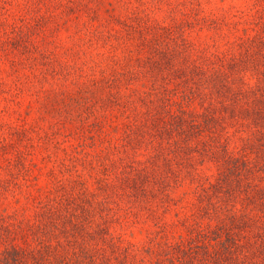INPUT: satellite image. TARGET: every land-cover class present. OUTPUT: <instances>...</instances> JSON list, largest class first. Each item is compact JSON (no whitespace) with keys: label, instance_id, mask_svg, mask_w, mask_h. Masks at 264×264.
<instances>
[{"label":"trees","instance_id":"16d2710c","mask_svg":"<svg viewBox=\"0 0 264 264\" xmlns=\"http://www.w3.org/2000/svg\"><path fill=\"white\" fill-rule=\"evenodd\" d=\"M191 66L175 93L153 77L114 156L76 143L30 214L0 212V264H264V69L226 50Z\"/></svg>","mask_w":264,"mask_h":264},{"label":"rangeland","instance_id":"374dc122","mask_svg":"<svg viewBox=\"0 0 264 264\" xmlns=\"http://www.w3.org/2000/svg\"><path fill=\"white\" fill-rule=\"evenodd\" d=\"M223 50L264 69V0H0V212L30 214L76 143L114 156L153 77L175 93Z\"/></svg>","mask_w":264,"mask_h":264}]
</instances>
